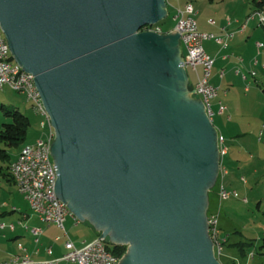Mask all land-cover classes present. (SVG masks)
Masks as SVG:
<instances>
[{
	"label": "water",
	"instance_id": "95a60500",
	"mask_svg": "<svg viewBox=\"0 0 264 264\" xmlns=\"http://www.w3.org/2000/svg\"><path fill=\"white\" fill-rule=\"evenodd\" d=\"M167 15L166 0H0L70 214L126 247L116 264H222L208 222L219 132L189 88L179 32L141 30Z\"/></svg>",
	"mask_w": 264,
	"mask_h": 264
},
{
	"label": "rangeland",
	"instance_id": "374dc122",
	"mask_svg": "<svg viewBox=\"0 0 264 264\" xmlns=\"http://www.w3.org/2000/svg\"><path fill=\"white\" fill-rule=\"evenodd\" d=\"M171 1L177 4V1ZM191 2L196 12H199L198 20H205L207 17L219 18L229 13L245 14L251 9H261V12H257L264 15V0ZM175 23L174 9L170 7L167 17L156 25L166 31L174 28ZM250 26L258 27L257 37L252 38L248 48L240 49L238 54L254 63L248 68L239 63L235 69L240 71V75L235 77L234 70L231 79L224 80V86L218 84L220 95L211 100L215 111L212 122L224 136V145L227 147V153L222 159L227 173L223 177L220 174V182L227 189L237 192V196L228 199H220L215 186L209 192L211 199L208 213L217 214L221 238H227L222 244V264H264V254L259 252V245L264 238V19L256 17ZM216 34L214 33L217 37ZM256 43H261L262 46L259 47ZM214 45L216 49L222 47L217 43ZM182 52L184 53L183 47ZM217 66H214L213 71L216 72L218 68L215 75L221 80L220 72L223 66ZM188 73L193 84L194 77L190 71ZM243 75H246V78ZM224 90H227L225 95ZM219 99L227 105L223 114L217 113ZM1 104L16 107L30 117L31 123L27 128L25 143L46 137L47 130L40 125L41 117L34 112L31 102L24 94L9 87L0 89V129L3 128V123L9 121L3 114ZM20 147H7L12 158L16 159ZM24 213H28L30 217L24 219ZM36 220L28 201L16 184L0 175V253L12 249V238L18 232H25V225L28 228L36 225ZM2 223L5 228L1 227ZM11 223L14 224L15 231L11 230ZM238 243L243 245L245 256L240 255Z\"/></svg>",
	"mask_w": 264,
	"mask_h": 264
},
{
	"label": "built area",
	"instance_id": "2783aa9c",
	"mask_svg": "<svg viewBox=\"0 0 264 264\" xmlns=\"http://www.w3.org/2000/svg\"><path fill=\"white\" fill-rule=\"evenodd\" d=\"M175 1L178 2L179 0ZM166 2L167 7L169 6L174 9V18L176 20L174 28L178 32H182V38H184L183 64L187 72L190 71L194 77V94L202 99L206 112L210 120L213 121L215 111L213 110L211 100L218 96V88L210 82L213 58L205 51L203 41L214 38L222 48H225L229 39L234 36L235 30H227L225 27H222L224 37H216L213 32L198 29L196 21L197 12L190 1L185 0L181 4H173L171 0H166ZM254 17H264V15L259 12L249 15L239 25V30H243L246 27L247 21ZM227 20L229 22V17ZM208 21L214 23L213 19H209ZM141 30H148V25L143 26ZM156 32H163L160 26L156 27ZM257 45L260 46L261 43H257ZM4 87L18 91L24 94L27 99L31 100L33 102L34 112L41 117V127L47 130L46 137L38 138L32 143L29 142L22 152V157L18 159L21 162V172L20 175H13L17 176L16 186L28 201L30 209L42 222L53 223L66 234L64 221L66 216L70 214V211L56 195H50V186H55L57 178L54 163L53 165H46V158H51V156H46L48 130H53L50 119L46 117V109L40 94L39 97H32L29 91V82L25 78V75H18L17 70L10 69L9 58L5 56V50L0 47V89ZM217 104L218 112L224 113L226 105L220 99L217 101ZM218 137L221 153L219 176L221 174L223 177L227 173L222 163L223 156L227 153V147L224 145L223 135L219 133ZM232 195L237 196V192L226 189L220 182L218 187L219 198L228 199ZM22 217L26 219L28 214L24 213ZM208 220H210L209 233L214 241L215 253L221 255L223 249L221 242L224 239L220 236L217 214L215 212H209ZM10 227L11 229L14 228L11 225ZM26 229L29 230L33 240L38 242L43 232L42 227L34 225L28 228L26 225ZM63 246L64 252L61 256L51 261H37L27 254H17L0 264H47L51 262L58 263L60 261L62 264H68L69 262H75L77 264H116L120 258L112 253L107 245H101L98 236L79 247L67 237L63 242ZM19 247L22 248L21 245ZM47 251L50 253L51 248L48 247Z\"/></svg>",
	"mask_w": 264,
	"mask_h": 264
},
{
	"label": "crops",
	"instance_id": "0c3cea01",
	"mask_svg": "<svg viewBox=\"0 0 264 264\" xmlns=\"http://www.w3.org/2000/svg\"><path fill=\"white\" fill-rule=\"evenodd\" d=\"M183 2H184L183 0H179L177 4H181ZM257 11L261 12V9H251L245 14L229 13L219 18L207 17L205 20L204 19L198 20L197 16H199V12L197 11L196 13L197 26L198 29L202 31H209L215 34L217 33L216 35L220 37H224V31H222L221 29L222 27H225L227 30H235L234 36L231 39H229L228 44L225 48L218 47L216 49V46L214 44L217 43V41L214 38L205 39L203 41V47L205 46L204 47L205 51L213 58L210 82L218 88V96L220 95V87L218 84H220L221 87L224 86L225 85L224 80L227 78L230 80L231 77L233 76L234 70H235L234 72L235 77L240 75V71L238 69H235V67L238 66L239 63H242L243 66H246L247 68L249 67L250 64L254 63L251 60L247 61L246 58L241 57L238 54V51L244 47L248 48L247 46H249L251 39L257 37L258 27L255 28L254 26H250L251 22L254 21L256 17L253 18L254 20L249 19L246 23V27L243 30H239L238 27L242 22H244L248 18L249 15ZM228 17H229V22L227 20ZM211 18H213L214 23H210L208 21ZM256 42L258 41L256 40ZM215 65L223 66V68L221 69L222 71L220 72V76L222 78L221 80L220 79L218 80L217 75H215L218 68H216V72H214L215 70L213 71ZM243 77L246 78V75H243ZM226 93L227 90H224L223 94L225 95ZM222 102L225 104L224 101ZM226 110H227V105H226ZM217 113H219L218 108H217ZM224 142H225V138H224ZM35 216L37 218L36 225L41 226L43 229L39 241L35 242L29 230L25 228L26 230L25 232H20V233L18 232V234H16L12 238L14 242V247L12 249H9L7 252L0 253L1 254L0 263L7 260L11 256L17 254L18 255L27 254L31 258L37 261H51L61 256V254L64 252L63 242L67 237H69L74 242V244L79 247L85 244L86 242L93 240L99 235V233L94 229V227L90 223H88L87 221L84 222L79 221L72 214H68L64 221L66 234H64L63 231L59 229L55 224L44 223L37 217L36 214ZM29 217L30 215L28 214V217L26 219H28ZM1 227L5 228V225L3 224V226ZM15 229L16 228L14 226V228L11 230L15 231ZM19 245H21L22 248H20ZM48 247L51 248L50 253L47 251ZM47 264H62V262L61 261L58 263L51 262ZM68 264H77V263L69 262Z\"/></svg>",
	"mask_w": 264,
	"mask_h": 264
},
{
	"label": "trees",
	"instance_id": "16d2710c",
	"mask_svg": "<svg viewBox=\"0 0 264 264\" xmlns=\"http://www.w3.org/2000/svg\"><path fill=\"white\" fill-rule=\"evenodd\" d=\"M169 8L170 7L168 6V13H169ZM189 88H193V84H191V80L189 83ZM1 107L3 109L4 116L7 117L9 121L3 123V128L0 129V175L8 181L14 182L9 167L11 162L15 158H12L11 154L7 150V147H12V146L22 147V145L25 143L27 128L30 125L31 121L29 116L21 112L16 107L7 106L4 104H1ZM219 182H220V176H218L216 184L214 185L217 191H218ZM210 199L211 196H209V207H210ZM223 239L224 240L221 242L222 244L227 240V238H223ZM107 246L108 249L118 257H120L124 253L126 248L124 245L110 244V243H108ZM238 250L240 251L239 253L241 256L246 255L244 247L240 243H238ZM259 252L264 254V238L262 239L261 244L259 245ZM216 255L220 260L221 255H218L217 253Z\"/></svg>",
	"mask_w": 264,
	"mask_h": 264
},
{
	"label": "bare ground",
	"instance_id": "6f19581e",
	"mask_svg": "<svg viewBox=\"0 0 264 264\" xmlns=\"http://www.w3.org/2000/svg\"><path fill=\"white\" fill-rule=\"evenodd\" d=\"M187 1H190V3L192 4V2H191L192 0H187ZM261 18L264 19V17H261ZM157 26L158 25H156V24L148 25V30L156 31ZM179 34H180L181 46L184 47V38H182V32H179ZM0 47L5 50V56L9 58L10 69L17 70L18 75H25V78L29 82L30 94L32 95V97H39V92H38L37 87H36L35 82H34V76L31 73H28L25 70H23L16 63V61L13 59L12 53L10 51V48H9V45L7 42V39H6L2 29H0ZM27 100H29V99H27ZM29 101L31 102V105L33 107V102L31 100H29ZM46 117H49L47 111H46ZM53 137H54V130H48V139H47V145H46V156H50V144L53 140ZM28 143H25L22 145V147L18 153V156L16 157L15 160H13L11 162L10 167H9L11 173H13L11 176H12L15 184L17 183V176H13V175H20V172H21V162L18 161V159H20L22 157V152L25 150L26 145H28ZM46 165H53L52 158H46ZM50 195H56L55 186H50ZM208 222H209V231H210V220H208ZM11 226H14V225L11 224ZM25 228H26V225H25ZM99 240L101 242V245H108L106 238H104V239L99 238Z\"/></svg>",
	"mask_w": 264,
	"mask_h": 264
}]
</instances>
